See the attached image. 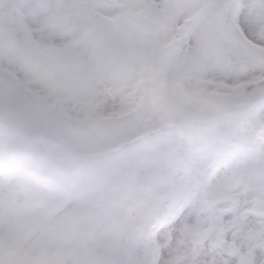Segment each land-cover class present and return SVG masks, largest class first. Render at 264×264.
Wrapping results in <instances>:
<instances>
[{"label":"rangeland","instance_id":"374dc122","mask_svg":"<svg viewBox=\"0 0 264 264\" xmlns=\"http://www.w3.org/2000/svg\"><path fill=\"white\" fill-rule=\"evenodd\" d=\"M264 93V0H0V264H121L162 137Z\"/></svg>","mask_w":264,"mask_h":264},{"label":"snow or ice","instance_id":"6c2138e0","mask_svg":"<svg viewBox=\"0 0 264 264\" xmlns=\"http://www.w3.org/2000/svg\"><path fill=\"white\" fill-rule=\"evenodd\" d=\"M121 264H264V93L159 139L122 200Z\"/></svg>","mask_w":264,"mask_h":264}]
</instances>
